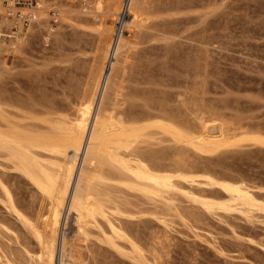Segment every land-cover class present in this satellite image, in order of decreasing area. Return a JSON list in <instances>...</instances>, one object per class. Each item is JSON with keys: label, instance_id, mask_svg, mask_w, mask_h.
<instances>
[{"label": "bare ground", "instance_id": "obj_1", "mask_svg": "<svg viewBox=\"0 0 264 264\" xmlns=\"http://www.w3.org/2000/svg\"><path fill=\"white\" fill-rule=\"evenodd\" d=\"M216 1L80 0L76 9L70 5L68 9L54 8L57 14L54 19L67 18L73 29H81L84 35L94 32L93 47L96 42L95 48L103 52V57L100 64L95 63L99 65L95 81L92 82L94 78L87 81L94 87L79 86L75 91L70 88L74 98L67 95V89L63 94L65 102L43 91L37 94L38 85L19 82L16 88L7 84L0 87V205L12 219L0 214V264H56L58 243L57 264H86L83 253L92 254L93 260L97 256L89 252L100 247L99 243L134 264H160L165 242L162 235L154 232V237L142 238L137 225L133 226L145 215L154 217L165 227L168 213L186 219L178 198L191 203V208L212 215L219 211L238 212L250 220L256 212L264 214V187L220 177L222 174L214 176V170L211 174L197 171L200 164L212 161L221 153L250 146L264 151V125L248 122L244 115L228 116V112L205 111L201 103L197 105L198 95L205 93L208 84L205 79L211 56L209 47H214L215 37L212 33L211 38L209 33L212 27L204 23L215 11ZM227 2L220 5L226 20ZM49 7L44 0H36L31 8L23 7L16 13L10 10L12 17H9L8 10L0 5V25L16 26V31L10 30L11 35H0V52H21L22 24L27 21L28 29L38 25L46 28ZM188 9L199 10L188 16L184 12ZM123 11L129 16L122 26L124 31L128 29V35L119 37L115 24ZM191 21L202 22L204 26L181 35L182 26ZM177 37L179 45L180 39L191 43L183 61L184 66H191L194 71L188 77L190 82L185 78L189 83L183 81L186 91L175 93V98L182 97L180 101L188 98L191 104L186 101L188 105L173 107L176 99L169 101L162 97L153 102V96V101L148 102L147 94L156 93L149 87L138 86L146 78L147 84L156 83L153 80L156 71L151 70V63L158 55L152 58L147 50L154 48L152 43L162 42L164 48L170 45L162 56L175 54ZM146 44L149 46L143 47ZM114 45L109 74L96 107L97 90ZM10 65L7 63L5 67L9 69L8 75L13 73L14 65ZM92 73L89 75L94 77ZM130 81V85L135 83L137 87L125 83ZM135 98L144 100L139 109L133 104ZM212 125L217 127L216 133L208 131ZM70 152H73L71 157ZM76 169L79 171L75 176ZM8 171L18 173L34 187L35 196L30 195L32 199L27 206L20 204L10 182L16 174ZM70 227L68 235L65 230ZM27 235L37 245L38 252L30 247L32 240ZM94 241L98 244L95 247ZM13 243L18 247H11Z\"/></svg>", "mask_w": 264, "mask_h": 264}, {"label": "rangeland", "instance_id": "obj_2", "mask_svg": "<svg viewBox=\"0 0 264 264\" xmlns=\"http://www.w3.org/2000/svg\"><path fill=\"white\" fill-rule=\"evenodd\" d=\"M44 1L50 6L48 11L49 20L47 26L49 27L50 25V29L48 30L46 29L47 27L43 28V26L39 25L34 26L32 29H28V23L27 21H24L21 26V32L24 34L22 51L15 54H5L4 52H0V87H3L7 84L10 87L16 88L18 85L17 83L19 82L32 86L38 85L36 89L38 90L37 94H40L43 91V93L47 94L48 96L50 95V97H53L55 100L61 101L62 99V102H65L63 94H66L67 89H69L67 95L69 94L68 96L71 95L70 97H73V93L70 91V88L72 90L74 89L75 91L79 86H90L89 88L94 87V84L90 83L91 81H87L91 78H94L92 82L95 81L97 77V70L99 68L98 64H100L99 62L102 61L103 52L95 48L96 42L93 47V39L96 38L94 32L84 35V31L81 29H73L74 27L70 24L71 21L67 18H63V20L60 19V21L53 18L56 14V10H54V8L68 9V7L71 6L72 8L76 9V7L80 6V3H78L80 0ZM221 2H225V0L216 1V6L213 5L216 8L215 11L206 17L204 23L205 25L212 27V31L210 30L211 32L209 33H213L215 37L213 34L211 35V38L214 37L212 39L214 41V47H209V53L211 56L209 58V65L207 67V82L205 79V83L208 84H205V93L203 95H198L197 105L198 102L199 105L201 103L200 107L205 111L219 110L228 112V116H230V114L231 116L244 115V117L246 116L245 119L247 118L246 121L257 125H264V0H226L228 3V13L226 15L227 20L223 17L224 9L221 8L222 6H220L222 4ZM35 4L36 0H0V5L8 10L9 17H12V13L9 12L10 10L16 13L23 7L31 8ZM191 10L192 9L184 10V12L190 14L188 16H193L192 14L199 9H194L193 11ZM1 12L2 10L0 11V14ZM121 17H123V19ZM127 18L129 19V16H127L125 11H123L119 15V22L115 24L116 30L118 29L119 37L121 34L123 36L128 35V29L124 31L123 29L125 28L122 27L123 23L128 20ZM223 18L226 20L225 22H227V24L224 23ZM191 22H188L189 24L186 23V26H182L183 32L181 35H186L191 31V33L197 30L199 31L201 27L204 26L202 22L199 23V21ZM10 30L16 31V26L12 25L9 27L5 24L0 25V35L8 34L7 36H9ZM180 41L182 44L179 45V38L177 37L174 39V44L178 47V51L175 54H167L166 56H170L169 59H167L166 56H162V52L166 48H169L170 45L164 48L162 47V42H158V44L152 43L154 44V48L147 50V52L149 51V53L152 55V58L158 55L155 59V62L153 61L151 63V70L154 72L156 71V75L154 72L152 73V75L154 74L153 80H155L157 84H147L148 81L146 82V78L145 80H141V85L143 86H138L139 88L143 87V89L149 87L148 89H152L151 92L156 93L154 95L151 93V95L147 94L148 102H152L153 100V102H155L160 100L162 97H165L166 100L170 99L171 101L176 99L177 102L174 101V103L172 102L173 104L169 102L173 107H178V105H180L179 107H182L184 103L186 104V101H188L187 103L189 105L191 104V101H189L190 99L187 98V93L190 94L189 91L185 95L188 99H185V102L180 101L182 97L175 98V93L186 91L183 86L185 82H188V80L189 82L191 81V79L188 77H190L194 71L191 66H184L185 61H183V58H186V52L189 50L191 43L186 39H180ZM157 45L161 47H158ZM145 46L147 47L149 45L146 44L143 47ZM114 49L115 45L111 49L108 56L106 68L104 70V72H106L103 74L97 90L98 99L96 98V107L99 104V98H101L104 88L103 86L106 83V75L107 73L109 74V67L111 66L110 62L113 58ZM164 59H166L165 64H161ZM96 62L98 64H95ZM7 63L9 65L11 64L12 66L14 65V68L12 69L13 73L11 75H8L9 69H5V67H7ZM145 63L146 62H144V64ZM92 67L95 69V71ZM186 67L190 70L189 73L187 72L188 70L185 71L187 69ZM210 68L211 73H209ZM90 70L94 71V73H92ZM185 72L188 74L186 77L183 76ZM91 73L94 74V77L89 75ZM157 77H161L160 80ZM162 78L164 79L161 84L160 82ZM131 82L132 81L125 83L130 85L132 84ZM182 82L183 84H181ZM134 85L135 83L130 86L137 87ZM158 88L159 90H157ZM152 96L155 99L152 100ZM200 99H203L202 102ZM178 100L180 102H178ZM134 101L133 104L136 105L137 109H139V106L142 105V101L144 100L141 98H135ZM131 102L132 101L130 100L129 103ZM125 103L126 105L129 104H127V102ZM224 106L228 108H225ZM217 107L219 109H217ZM239 108H242V111ZM236 110H239L241 113L239 111L236 113ZM232 112L234 113L232 114ZM248 118H250V120ZM207 129L209 132H217V127L214 125L209 126ZM72 155L73 152H70L69 156L71 157ZM79 161L78 164H80V166H78V169L81 167V157L79 158ZM206 162L207 161L203 162L204 164H200L202 167H198V172L201 171V173H205L204 171H207V173H212L214 170V173H216L214 176L219 177L222 174L220 177L225 176L224 178L230 180H233V178L234 180H244L248 184L264 187V151H258L255 149V147H242L233 151L221 153L214 156L212 161ZM206 164L209 165V168H206ZM210 165H212V169ZM78 169H76L75 176L78 174ZM8 173L16 174V172L13 171H8ZM18 175V173L16 176L13 175V177L10 178V182H13V190L16 194V197L20 201V204L22 206H27V203L31 201V196H35V194L32 195V192H35L33 190L34 187L27 180L21 176L19 177ZM76 179L77 178L75 177V180ZM178 200V205H181L183 208L181 209L182 214L187 220L184 219V216V220H182L180 217H177V215L168 213L166 218L168 219L167 225H169H166L165 227L158 223L154 217L145 215L140 217L141 219L139 223L138 219L137 223L133 226L135 228L137 225L136 228L139 229V235H141L139 237L142 238H152L157 233L162 235L161 240L164 239L165 242L163 243L164 247L162 248V261L160 264H264L263 213L256 212L255 215L257 217L254 215V217L250 220H246V217L239 214L238 212L224 214L223 212L219 211L215 215H212L202 212V210L199 211L200 209L191 208L193 205L183 198H178ZM146 205L147 204H143V207H149ZM3 210L4 209L0 205V214L2 217L7 216L8 214ZM189 210H191V215L189 214ZM7 217L11 219V216L9 215ZM67 225L62 227L66 228ZM66 230L65 233H68L69 235L71 227L67 228ZM27 237L29 236L27 235ZM60 237L61 236L59 233L58 241ZM29 239L32 240L31 236ZM95 241L93 246L94 244L95 246L98 245ZM33 242L34 241L32 240V245L31 243L29 245L32 249H35L36 252H38V247L37 245L35 246ZM11 245L13 248L18 247L16 244L14 245V243ZM90 245L89 249L91 247V251L92 246ZM99 246L100 247L97 248L95 247L96 250L93 247L94 252H89L96 254L97 257H95V255L94 257L95 259L97 258V262L100 261L99 264H134L131 260L129 261L128 258H124L117 252L111 250V248H108V246L102 245V247L100 243ZM101 247L103 251H101ZM98 248L101 250L99 251ZM95 251H97L98 254L95 253ZM85 253L86 255L84 257H86V264H88V262L90 264H97V262L94 261V257L92 260V254L89 256V254H87L88 252H84L83 255ZM56 256L57 264V260H59L60 256L59 243L56 246Z\"/></svg>", "mask_w": 264, "mask_h": 264}]
</instances>
